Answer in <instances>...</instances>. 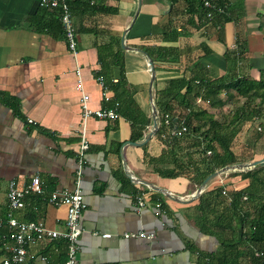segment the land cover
Segmentation results:
<instances>
[{"label":"crops","instance_id":"crops-1","mask_svg":"<svg viewBox=\"0 0 264 264\" xmlns=\"http://www.w3.org/2000/svg\"><path fill=\"white\" fill-rule=\"evenodd\" d=\"M224 2L230 20L216 30L207 21L200 26L188 25L190 15L182 1L171 7L164 0H141L132 21L137 0H68L75 29L73 54L58 26L59 9L40 7L39 0H0V240L8 183L14 180L27 184L33 176L39 178L43 194L27 196L24 208L15 217L41 220L48 228L64 231L66 208L49 204L47 197L53 191L74 189L76 154L84 130L89 149L80 189L86 208L80 218L77 264H203L206 255L217 251L219 240L203 233L198 225V200L204 193L222 188L227 195L246 187L249 181L233 175L237 173L221 175L196 200L178 203L128 179L123 163L136 178L178 196L191 194L200 184L190 181L192 173L174 178L161 175L175 172L172 161L151 163V159L168 152L158 132L143 146L129 144L139 140H132L136 135L147 134L152 125L150 74L145 58L122 49L121 37L132 22L125 45L142 51L146 48L154 54L153 59L144 51L155 69L153 101L160 119L164 104L173 103L174 96L182 99L184 93L183 89L163 95L169 81L223 77L227 75L226 53L240 51L237 73L259 80L264 69V0ZM171 31L177 33L176 41L163 39ZM116 38L125 77L118 96L111 88L121 78V68L111 65V55L118 50ZM99 78L108 101L103 100ZM82 93L88 96L91 110L111 108L118 102L119 117L91 116L84 120ZM226 95L221 94L225 101L219 109L201 105L199 99L194 105L217 118H228L233 111L230 104L238 105L236 100L241 97L226 101ZM250 126L243 125L233 142L238 157L244 156L238 148L251 140H241ZM198 143L197 139H187L180 149L174 148L179 164L186 162ZM262 157L264 151L256 152L253 160L244 162ZM140 196L144 203L139 208ZM204 209L210 217L226 212L224 204L212 203ZM235 229L240 236L239 219L235 220ZM137 232L152 237H124ZM65 255V242L60 238L38 241L27 248L28 264H63Z\"/></svg>","mask_w":264,"mask_h":264},{"label":"trees","instance_id":"trees-1","mask_svg":"<svg viewBox=\"0 0 264 264\" xmlns=\"http://www.w3.org/2000/svg\"><path fill=\"white\" fill-rule=\"evenodd\" d=\"M171 7L182 1L186 7V13L190 16L187 24L200 26L207 21V9L203 6L202 0H164ZM225 0H222L224 2ZM230 20V14L219 16L216 22L225 23ZM58 26L62 30L58 20ZM163 37L167 41H176L177 33L169 32ZM264 40V30H263ZM118 50L113 53L111 65L121 68V78L117 84L111 88L116 92L124 85V66L119 57V39H114ZM151 58L154 59L152 51L142 48ZM119 54V55H118ZM227 59V75L218 79L195 76L188 80L179 79L169 81L168 87L163 91V95L177 94L184 89L182 99L174 96L173 103L167 102L162 107L159 114L161 125L157 133L158 136L165 134L163 139L168 152H163L162 156L156 160L151 159V163L172 161L176 170L163 172L168 178L178 177L185 172L192 173L190 181L196 184L206 178L212 172L246 160H253L255 151L259 143L264 140V69L260 72L259 80H250L242 74L237 73L238 62L241 60V52L233 51L225 54ZM164 57H161L163 59ZM156 59V58H155ZM110 85V83H109ZM226 95V101H230L234 96L244 98L243 101L235 105L229 117L217 118L213 113L203 110V107H195L196 100L199 104H207L210 109H219L225 100L221 94ZM118 96V94H117ZM117 100L118 98L115 97ZM177 107V108H176ZM168 114L171 126L176 119H184L187 132L180 137L171 136L167 132L168 127L164 125L163 117ZM249 123L251 126L252 144L238 148L241 157L234 153V140L242 131L243 125ZM250 131V130H249ZM142 134L136 135L132 140L140 139ZM197 139L199 146L194 147V152L187 155L186 162L179 164L177 156L173 150L180 147L181 143L187 139ZM249 141V142H250ZM196 144V145H198ZM202 145V146H201ZM253 145V146H252ZM263 145V144H262ZM254 148H252V147ZM180 149V148H179ZM242 149L248 152H241ZM210 152V154H207ZM263 152V151H258ZM172 155V158H168ZM198 155L194 160L193 156ZM239 158V159H238ZM249 181L248 185L237 191H229L223 194L222 189L212 190L204 193L198 200L199 227L203 233L215 236L219 240V248L216 252L206 255L203 264H264V167L247 173H237ZM223 195V196H222ZM35 199V198H34ZM41 201L40 197L36 198ZM214 204H224L226 212L210 217V212L205 211V206ZM33 219V217H31ZM241 222L240 236L235 229V220ZM1 234L3 235L4 226ZM65 260V259H64Z\"/></svg>","mask_w":264,"mask_h":264},{"label":"built area","instance_id":"built-area-1","mask_svg":"<svg viewBox=\"0 0 264 264\" xmlns=\"http://www.w3.org/2000/svg\"><path fill=\"white\" fill-rule=\"evenodd\" d=\"M203 6L207 9L206 19L208 23L213 24L216 19L228 14V6L222 0H202ZM40 7L57 8L60 11L59 19L64 32L67 45L73 54H76L75 29L68 0H39ZM216 30H220L222 23L216 22L214 25ZM98 82L103 87V100L108 101L106 95V87L102 78ZM80 105L83 119L94 116L99 119L116 120L119 117L117 108L119 103H114L111 108L99 110H91L88 107V96L81 94ZM163 122L169 128L168 134L180 137L187 132V126L184 119H176L171 126L170 117L165 114ZM31 124V120H27ZM165 134L162 135V138ZM89 149L88 141L84 130L80 133L79 147L76 154V170H75V187L70 191H53L47 197V202L53 206H64L66 208V217L64 221L65 229L63 232L48 228L41 220L23 221L15 217V213L23 209L25 206V198L30 195L41 196L43 189L37 176H33L29 183L18 184L14 180L8 183L7 189V206L5 217L6 231L1 235L0 240V264H28L27 248L30 244L43 241L62 239L66 246V255L63 264H77L78 238L81 234L80 218L86 208L80 189V179L83 169L87 163L86 152ZM207 154H210L208 152ZM223 194L225 191L222 192ZM138 207L143 206V197H138ZM160 205L156 204V208ZM126 238H150L143 232L125 234Z\"/></svg>","mask_w":264,"mask_h":264},{"label":"water","instance_id":"water-1","mask_svg":"<svg viewBox=\"0 0 264 264\" xmlns=\"http://www.w3.org/2000/svg\"><path fill=\"white\" fill-rule=\"evenodd\" d=\"M140 6H141V0H137V8L135 10V13H134V16L132 18V21H134L135 17L139 13ZM131 25H132V22L128 26V28H126L124 33L122 34L121 47L124 50L133 51V52L139 54L140 56H142L143 58H145V60L147 62V65H148L149 74H150L148 94H149V102H150V107H151L152 125H151V128H150V131L147 134H145L139 140L129 143V144H131L133 146L140 147V146L145 145L154 135H156V133L158 132L159 127H160V119H159V116L157 114L156 106H155L154 101H153V89H154V82H155V69H154L153 61L147 55V53H145L144 51L139 50V49L129 48L124 43L125 35H126L128 29H129V27ZM123 167H124V172H125L126 176L132 182L142 184L143 186H145V187H147V188H149L151 190H154L156 192H159V193L163 194L165 197H167V198H169L171 200H174V201H176L178 203H190V202L196 200L198 197H200V195L206 189L207 185L213 179H215V178H217V177H219L221 175H226V174H231V173H247V172L258 170V169L264 167V157H262V158H260L258 160L250 161V162L236 163V164L224 166V167L212 172L211 174H209L206 178H204L201 181V183L197 186V188L191 194L186 195V196L175 195V194L169 192L166 189H163V188H160V187H158L156 185H153V184L147 183L145 181H142V180L136 178L127 169L125 163H123Z\"/></svg>","mask_w":264,"mask_h":264},{"label":"rangeland","instance_id":"rangeland-1","mask_svg":"<svg viewBox=\"0 0 264 264\" xmlns=\"http://www.w3.org/2000/svg\"><path fill=\"white\" fill-rule=\"evenodd\" d=\"M244 99V98H243ZM243 99L242 98H238L237 100H236V104H237V102L240 104L242 101H243ZM233 105L232 104H230V107L229 108H232V110H233V107H232ZM250 130V129H249ZM247 131V133L245 134V133H242V135H241V140L243 139L244 141H246L247 139H249V137H251L252 135H251V132L253 133V130L251 131ZM252 144V141H250L249 142V146ZM263 144V145H262ZM253 146V145H252ZM251 146V147H252ZM252 148H254V147H252ZM253 150H256L255 152H258V151H264V140H262V142L261 143H259V145L257 146V148L256 149H253ZM241 152H248V150H245V149H242V151Z\"/></svg>","mask_w":264,"mask_h":264}]
</instances>
